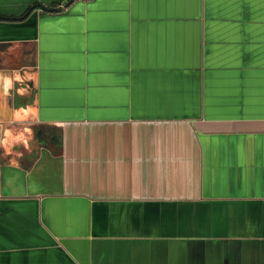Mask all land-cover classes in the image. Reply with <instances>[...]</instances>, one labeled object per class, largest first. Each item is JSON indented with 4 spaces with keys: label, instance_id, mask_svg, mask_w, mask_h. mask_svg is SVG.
I'll return each mask as SVG.
<instances>
[{
    "label": "crops",
    "instance_id": "0c3cea01",
    "mask_svg": "<svg viewBox=\"0 0 264 264\" xmlns=\"http://www.w3.org/2000/svg\"><path fill=\"white\" fill-rule=\"evenodd\" d=\"M64 1L0 0V264H264V0Z\"/></svg>",
    "mask_w": 264,
    "mask_h": 264
},
{
    "label": "water",
    "instance_id": "95a60500",
    "mask_svg": "<svg viewBox=\"0 0 264 264\" xmlns=\"http://www.w3.org/2000/svg\"><path fill=\"white\" fill-rule=\"evenodd\" d=\"M72 0H69L67 3L71 2ZM42 11H44L45 13H53L56 12L57 9H53V8H41Z\"/></svg>",
    "mask_w": 264,
    "mask_h": 264
},
{
    "label": "trees",
    "instance_id": "16d2710c",
    "mask_svg": "<svg viewBox=\"0 0 264 264\" xmlns=\"http://www.w3.org/2000/svg\"><path fill=\"white\" fill-rule=\"evenodd\" d=\"M68 1H69V0H65V1H64V4H67Z\"/></svg>",
    "mask_w": 264,
    "mask_h": 264
}]
</instances>
